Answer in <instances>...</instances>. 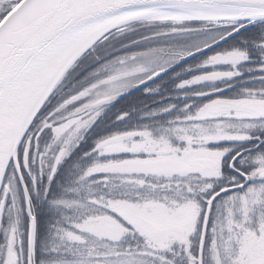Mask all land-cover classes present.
Masks as SVG:
<instances>
[{"label":"snow or ice","instance_id":"obj_1","mask_svg":"<svg viewBox=\"0 0 264 264\" xmlns=\"http://www.w3.org/2000/svg\"><path fill=\"white\" fill-rule=\"evenodd\" d=\"M0 264H264V0H0Z\"/></svg>","mask_w":264,"mask_h":264},{"label":"rangeland","instance_id":"obj_2","mask_svg":"<svg viewBox=\"0 0 264 264\" xmlns=\"http://www.w3.org/2000/svg\"><path fill=\"white\" fill-rule=\"evenodd\" d=\"M141 100H145L146 102H150V98L144 97V95H143V93L141 91H134L126 99L121 100L116 105V107L112 110V113H109V116H111L118 109L126 107V106H128L129 104H132V103H138Z\"/></svg>","mask_w":264,"mask_h":264}]
</instances>
